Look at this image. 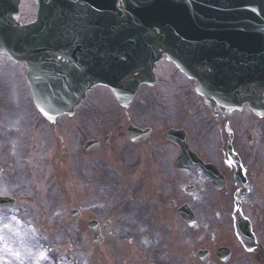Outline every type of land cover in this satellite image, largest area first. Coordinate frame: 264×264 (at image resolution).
<instances>
[{"label":"rangeland","instance_id":"rangeland-1","mask_svg":"<svg viewBox=\"0 0 264 264\" xmlns=\"http://www.w3.org/2000/svg\"><path fill=\"white\" fill-rule=\"evenodd\" d=\"M33 8V3L30 0H25L19 18H30ZM106 96H109L108 93ZM24 101H26L24 91L12 88L11 102ZM97 102L102 103L99 100ZM104 104L107 105V103ZM95 110L98 112V107ZM198 152L206 154L205 151L198 150ZM32 157L26 153H11V161L15 166L13 173L19 167L23 168L17 171V177L10 182L9 188L13 191L24 192L23 197L30 199L32 206L24 214V218L29 220L25 222L20 219L21 215L17 213L21 212L23 207L29 206L27 200H22L14 209L0 212V221L4 222L0 225V264H51L52 261L54 264H106L102 255H105L109 248L104 246L93 247L90 243V235L85 229L87 222L93 218H99L103 222L111 220L115 228H136L137 232H131L132 234L129 235H125L124 231H114L107 241L108 244H120L123 240L128 241L123 247L121 245L120 253L126 254L127 263L130 264H138L134 254L136 253V256L138 254V257L141 258L144 255L143 251L147 250L151 243L157 244L156 241L159 238V236L154 235V237L144 232H138L140 228L143 231L147 226H152L153 234L157 233V230L164 233L162 231L164 228L179 229L178 221L174 217H168L162 209L157 214H152V218H147L144 215V212H148L150 215L151 211L143 210L139 213L141 215L139 220L137 213L132 212L127 206L122 209H109L111 204L119 202L120 198L122 199V194L127 196L126 186L132 194L139 191L133 199V202L137 203L136 206L153 207L155 205L152 199L148 198L152 195L151 189L155 183L154 166L150 164L147 168V161H144L135 173H131L127 183L124 178L126 169H119L118 159L116 161L114 156H108L104 159L103 155H99L94 161L96 163L95 170L86 169L85 174L80 175V177L76 174L79 179H69L61 187V190L53 187L51 193L47 185L30 180V170L24 169L27 163H19ZM98 161H103L104 164L97 165ZM37 172L40 173L41 170L38 169ZM100 172L109 173L110 177L107 178L109 181H103ZM60 179H63L62 169L60 170ZM40 180L45 182L41 178ZM121 180L125 182V184L120 185L123 190L116 186ZM1 187L2 184L0 185V193H6V189H1ZM55 190L56 192H54ZM77 196L81 197L78 199ZM99 198L109 200L110 205L106 207L105 204H98L97 207L101 209H98V214H96L86 199L99 200ZM71 210H78L81 213L76 222H73L69 216ZM105 211V214H99ZM37 212H39V220L36 216ZM145 218L147 219L146 223ZM35 222L37 225L33 227ZM5 233L9 235L8 238L3 237ZM23 233H25V237L21 236ZM176 233L180 232L167 231L164 236L165 242L169 245L175 244ZM216 238L218 244H224L233 251L234 241L228 227L217 230ZM130 241H133V245ZM50 245L52 251H49ZM96 252L100 254L93 256ZM167 254L169 255L170 251L167 250ZM106 258L108 260V257ZM112 261L113 264H125L115 257ZM228 264H236L234 257H231Z\"/></svg>","mask_w":264,"mask_h":264},{"label":"flooded vegetation","instance_id":"flooded-vegetation-1","mask_svg":"<svg viewBox=\"0 0 264 264\" xmlns=\"http://www.w3.org/2000/svg\"><path fill=\"white\" fill-rule=\"evenodd\" d=\"M8 94L11 95V63L5 58H0V124H2L0 133L11 136V101L5 102ZM188 101V107L200 103L195 100ZM84 103H95V101L87 100ZM261 106L263 109L261 116L247 110V106H244L240 113L234 111L227 116L217 113L216 121H218L214 124L217 129L209 136H205L201 145L194 138L191 140L189 137L185 138L186 145L190 146V149L204 163L216 165L227 185H231V192L227 190L225 193H219V197H214L210 193L204 198L191 197V194L197 191L196 187L191 188V183L204 182L207 177L200 170L176 169V162L181 152L165 138L167 130L169 131L174 127L173 121H170L168 126H161L159 119L153 118V124L145 127L150 130L149 136L141 143L131 145L125 135V129L129 123L138 128L140 122H138V118L140 117L132 116L129 123L126 122L127 117H122L119 120L117 117H113L106 123L105 142L109 146L120 143L121 150L129 147L153 156L158 180L161 185H167V188L157 187L156 194L163 197L167 195L168 198L164 204H170L175 213L183 206H191V202L204 201L225 205L232 203V216L238 212L247 221L255 241L260 247L258 251H253L251 254L256 255L257 252L264 254V100ZM12 108L16 113L14 117L16 120L28 119L42 125L43 134L40 137V145L43 150L57 148L59 150L64 149L66 152L70 150L78 152L79 107L75 109L71 119L64 118L62 121L58 119L55 125L51 127L37 115L31 103H16ZM199 116L201 120L204 118L203 114ZM145 128L139 129L145 130ZM161 131L163 135H161ZM61 133L69 137L66 146L62 145L59 139ZM1 150L0 148V152ZM198 150L205 151L206 154H201ZM235 178L244 182L242 192ZM183 184H186L184 188L180 186ZM197 231H200L199 228L195 232ZM232 235L234 247L231 255L234 257L235 263L250 264L253 257H249L241 243L234 218ZM203 244L204 237L201 234L192 235L187 230V233L184 234V244L177 253V257L183 260V264H192L193 257L203 264L201 259L204 258V252L209 253L203 250ZM211 244L213 245V243Z\"/></svg>","mask_w":264,"mask_h":264},{"label":"water","instance_id":"water-1","mask_svg":"<svg viewBox=\"0 0 264 264\" xmlns=\"http://www.w3.org/2000/svg\"><path fill=\"white\" fill-rule=\"evenodd\" d=\"M45 0H37L39 4V15L38 22L36 25L32 27H27L23 29L14 28L11 24V36L6 39H2L5 43L11 44V52L15 53L14 58H23L26 62L32 60L31 52H39L44 53L47 49L34 44L33 37H30L33 33H38L41 28V23L45 20L49 19L47 13L53 16V20H57L58 16H61V12L59 7L57 6L56 0H47L49 1V5L44 4ZM130 2L127 5L130 6L133 10L136 8V0H126ZM18 0H0V16L3 15L4 12L9 10L12 13L16 10ZM141 2V1H140ZM212 6H226L224 1L217 0H207ZM248 6H253L254 10L252 13L248 12ZM230 8L232 10L233 19L236 27H243L240 34L236 36V39L239 41L242 48L238 49V53L243 55V60L238 62L235 67H232L231 62L229 60L222 61V68L214 70L211 74L207 73L205 79H202L200 86L212 88L205 84L207 82H214V79L220 77L222 80L228 79L230 82H233L236 79L237 85H253V87L260 86L264 88V0H234L233 4H230ZM173 10V9H172ZM155 17H158L159 12H154ZM250 14V15H249ZM119 15H121L119 13ZM8 15H5L4 19H7ZM125 18L120 17V25H124ZM196 22L200 23L199 19H196ZM2 29V27H1ZM61 29H55L46 36L45 34L40 35L39 37L46 39L49 42V49L54 52H58L60 49H63L64 44H61V40L59 38V31ZM148 30H150V25H148ZM161 30V29H160ZM162 31V30H161ZM235 30L232 31L230 37L234 35ZM163 33V31H162ZM183 34V33H181ZM184 35V34H183ZM129 41L134 44L137 40V36L133 34L126 35ZM126 48L131 49V46L124 44ZM256 55V59L254 60V64H246L245 58L248 56ZM113 68L116 70L117 75H121L125 72V67L122 66L120 60H116ZM237 75V76H236ZM237 77V78H234ZM113 78V74H112ZM258 90H264L259 89ZM207 91V90H206ZM211 95H215V91H207ZM223 94L231 97L232 100L235 99V96L232 92V85L228 83L225 89H222ZM254 95L243 96V102L255 100ZM231 102V101H230ZM235 101H232L234 103ZM1 201V200H0ZM3 206V205H0Z\"/></svg>","mask_w":264,"mask_h":264},{"label":"bare ground","instance_id":"bare-ground-1","mask_svg":"<svg viewBox=\"0 0 264 264\" xmlns=\"http://www.w3.org/2000/svg\"><path fill=\"white\" fill-rule=\"evenodd\" d=\"M4 222H2V221H0V225H2ZM8 234L7 233H5L4 235H3V237H5V238H8ZM22 237H25V233H23L22 235H21ZM31 237V236H30Z\"/></svg>","mask_w":264,"mask_h":264}]
</instances>
